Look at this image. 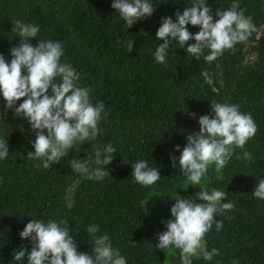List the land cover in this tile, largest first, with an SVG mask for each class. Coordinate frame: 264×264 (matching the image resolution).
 <instances>
[{
  "label": "trees",
  "instance_id": "16d2710c",
  "mask_svg": "<svg viewBox=\"0 0 264 264\" xmlns=\"http://www.w3.org/2000/svg\"><path fill=\"white\" fill-rule=\"evenodd\" d=\"M148 2L155 7L153 15L128 28L112 8L113 0H0V54L6 61L11 62L10 49L20 43L13 22L35 25L40 31L29 42H60L61 63L79 74L77 83L89 89L94 106L104 105L96 140L76 145L60 163L45 169L41 161L27 158L35 140L29 122L6 109L0 95V139L9 145L8 157L0 160V264H19L13 253L22 246L31 251V241L22 239L20 232L33 218L67 221L78 252L91 254L93 242L86 229L97 225L96 235H108L127 264L172 262L174 249H158L157 234L167 231L165 222L172 219L169 211L175 200L192 199L196 186L180 171L179 156L187 136L199 132V117L213 114L212 101L238 105L242 113L252 115L258 130L244 145V153L233 151L221 172L214 164L208 168V190L224 191L222 203L231 202L234 208L216 214L223 227L217 231L213 223L205 236L207 250L218 249L219 255L211 261L193 257V264H264V200L252 195L264 179V0H235L252 17L256 30L211 65L203 55L199 60L188 56L187 45L180 48L175 42L166 63H158L155 50L163 41L156 40V32L162 18L175 21V13L182 14L193 0ZM233 2L206 0L214 21L215 13ZM187 27L193 34L200 31L198 26ZM205 70L215 74L211 86L202 76ZM109 143L116 152L106 166L108 177L89 180L72 171V159L94 158L97 147L102 150ZM140 160L160 170L159 181L147 187L135 182L132 165ZM23 264H28L27 257ZM172 264H181L180 254Z\"/></svg>",
  "mask_w": 264,
  "mask_h": 264
},
{
  "label": "clouds",
  "instance_id": "9594fccd",
  "mask_svg": "<svg viewBox=\"0 0 264 264\" xmlns=\"http://www.w3.org/2000/svg\"><path fill=\"white\" fill-rule=\"evenodd\" d=\"M111 6L128 28L151 17L155 11L148 0H113ZM215 15L218 19L214 21L206 0H193L182 14L179 10L175 13V21L171 17L162 18L156 40L163 43L155 50L156 61L165 64L170 45L175 42L180 48L187 45L188 56L199 60L203 55L211 65L225 51L234 50L238 43L245 42L256 30L252 17L246 16L235 0L229 9H219ZM13 23L12 30L17 32L20 43L10 49V63L0 54V95L6 101V109H14L17 117L27 119L35 132L34 151L28 152L27 158L41 161L43 168L48 169L60 163L69 149L96 140L101 132L98 124L103 118L104 105L101 102L94 106L89 89L77 83L79 74L67 62L61 63L64 49L60 42L38 40L33 46L29 40L37 38L40 29L20 20ZM189 24L198 26L200 31L191 33ZM192 40L195 43L188 44ZM133 46L134 42L127 44L129 53ZM205 50L209 54L204 55ZM216 67L219 68V64ZM214 75L207 70L202 72L205 83L210 86L214 83ZM211 109L212 115L199 117V132L187 136V144L179 156L180 171L193 186L201 184L210 165L214 164L215 171L221 172L230 161L234 147L242 148L258 130L252 115L242 113L238 105L212 101ZM191 115L195 117V113ZM176 150L180 151L179 145ZM115 152L110 143L102 150L97 147L94 158L72 159L71 169L89 180H103L110 175L106 166L111 164ZM8 155V142L0 139V160ZM176 159L172 157L173 167H176ZM132 166V177L142 186H151L161 178L160 170L149 167L145 160ZM252 195L264 200V179L259 180ZM197 198L204 203L186 198L175 200L170 210L174 219L165 222L167 231L157 234L159 243L156 247L161 251L180 250L181 264H193V257L202 256L211 261L219 255L218 249L207 250L205 236L213 223L217 231L222 229L223 221H216V214L223 215L234 208L231 202L222 203L226 198L224 191L201 189ZM86 232L93 242L91 254L78 252L67 221L50 219L45 222L33 218L20 232L22 239L31 241V251L22 246L13 253L14 261L23 264L27 257L28 264H127L119 249L112 246L108 235H96L99 232L97 225H89ZM233 264H239V261L234 260Z\"/></svg>",
  "mask_w": 264,
  "mask_h": 264
},
{
  "label": "rangeland",
  "instance_id": "374dc122",
  "mask_svg": "<svg viewBox=\"0 0 264 264\" xmlns=\"http://www.w3.org/2000/svg\"><path fill=\"white\" fill-rule=\"evenodd\" d=\"M245 150H246V146H243L242 148H241V147H234V152H237V153H244ZM207 172H208V170H207ZM207 177H208V176H207V173H206L205 176L202 177L201 184H200V185H197V186H196V189H195V190L193 191V193H192V196H191V197H192V199H195V202H196V203H204L203 201L199 200V199L197 198V196H194L195 194L197 195V193L200 192L201 189L211 192V190H208ZM200 188H201V189H200ZM70 191H72V190H70ZM70 195H71V194H70ZM162 206H163V205H162ZM154 207L157 208V209L160 208L159 204L154 205ZM165 207H166V206L161 207L162 210H163V212H164V210L166 209ZM169 212H170V214H171V211H169ZM169 212H168V213H169ZM172 219H174V217H172ZM70 221L73 222V218H70ZM164 230H165V228L162 227L161 232H163ZM173 249H174V252L172 253V254H173L172 256H174V257H171L172 262L176 259V255L180 254V250H177V249H175V248H173ZM172 262H170V263L167 262V264H172Z\"/></svg>",
  "mask_w": 264,
  "mask_h": 264
}]
</instances>
